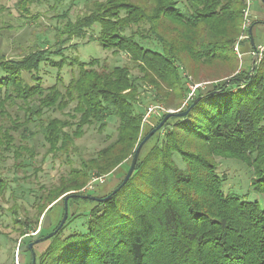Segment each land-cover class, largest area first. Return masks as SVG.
<instances>
[{
  "label": "trees",
  "instance_id": "1",
  "mask_svg": "<svg viewBox=\"0 0 264 264\" xmlns=\"http://www.w3.org/2000/svg\"><path fill=\"white\" fill-rule=\"evenodd\" d=\"M37 2L15 4L21 17L35 18ZM245 8L246 0H85L74 21L70 11L59 17L54 45L19 59L0 56V198L9 188L2 164L12 154L16 171L29 167L27 160L35 157L30 139L41 134L48 154L72 163L77 140L89 129L102 134L110 121L117 124L107 146L82 157L59 184L32 194L35 217L13 212L20 236L29 238L18 247L27 264V245L58 227L64 199L72 194L79 196L69 200L63 228L34 246L36 264H264V199L225 193L217 162L247 165L252 192L264 197V62L253 74L252 65L239 71L234 51ZM96 26L99 35L89 41L126 54L137 74L105 59L86 63L66 55L78 48L75 39H86ZM46 66L57 71L53 85L44 83ZM67 67L72 72L66 82ZM201 84L205 88L184 106L190 85ZM201 97L186 117L170 118L150 138L116 195L102 203L84 197L111 194L128 171L113 188L83 189L128 161L130 168L137 147L165 115L184 112ZM147 99L167 110L152 118L153 125L143 123Z\"/></svg>",
  "mask_w": 264,
  "mask_h": 264
},
{
  "label": "rangeland",
  "instance_id": "2",
  "mask_svg": "<svg viewBox=\"0 0 264 264\" xmlns=\"http://www.w3.org/2000/svg\"><path fill=\"white\" fill-rule=\"evenodd\" d=\"M84 2L85 0H40L31 8L35 18H24L21 17L15 4L16 0L1 1L0 56L5 55L8 59H19L36 48L54 45L56 43L54 35L57 29L62 26L59 17L70 11L69 18L74 21L78 15L83 14ZM251 21L252 24L257 22L253 27L254 41L256 43L264 42V0L253 1ZM99 31V26H96L88 31L86 39H75L72 44L77 43L78 48L76 50L69 49L66 55L68 57L75 56L81 62L86 63L92 59H105L112 66H130L133 73L137 74V69L133 68L130 58L126 54L115 55L111 51L104 50L99 41H89L91 36L97 37ZM151 47L156 48L152 45ZM240 49L243 57L239 58V71H248L253 57L251 39L241 42ZM71 72L69 67L62 71V77L66 82L70 79ZM42 76L46 86L53 85L56 83L57 71L46 66L42 71ZM200 88L204 89L205 86L201 84ZM149 104H151L149 99L143 102L144 107ZM10 111L15 117L16 110L13 108ZM46 114L62 117L59 112L54 111H48ZM159 116L161 115L156 117ZM156 120V118L151 119V125ZM116 125L115 120L110 121L108 129L102 134L95 128L89 129L83 138L77 140L78 152L70 155L72 163L68 161L69 157L61 155L54 157L48 154L41 134L28 142L29 146L35 149V157L27 160V163L30 164L29 167L16 171L13 156L10 154L8 160L2 164V176L8 181L9 188L5 196L0 198V264H27L29 259L28 255L22 257L18 252L19 244L28 241L29 238L20 236L18 225L14 223L13 212L18 208L19 216L22 219L26 217V211L31 217H35L37 204L32 194L39 191L40 186L51 188L59 184L62 176H68L72 166H79L82 157L90 158L107 146L116 138ZM217 162L219 163L218 173L224 179L225 193L246 195L250 201L264 199L263 196L252 192V171L247 165L237 160L222 158H218ZM129 163V161L124 163L113 175L107 176L103 183L97 182L94 189L97 185H104L103 187L106 189L117 186L128 171ZM180 166L184 167L182 164ZM94 189L86 191L83 189V191L90 192ZM34 230V227H30L27 232L33 233Z\"/></svg>",
  "mask_w": 264,
  "mask_h": 264
},
{
  "label": "water",
  "instance_id": "3",
  "mask_svg": "<svg viewBox=\"0 0 264 264\" xmlns=\"http://www.w3.org/2000/svg\"><path fill=\"white\" fill-rule=\"evenodd\" d=\"M250 39L252 41V45H253V50L256 51V45H255V41H254V37H253V27L250 29ZM259 64V55L258 54H254L253 57H252V62H251V65H252V68H251V73L253 74V72L255 71V69L257 68ZM252 78L254 77V75L251 76ZM230 83V80H227L226 81V85H229ZM202 99L201 98H198L192 105L191 107L184 111V112H168L165 117L163 118V120L152 130L148 133V135H146V137L142 140V142L139 144V146L137 147L135 153H134V156H133V159H132V162H131V165H130V168L124 178V180L122 181V183L116 188L114 189V191L109 194L108 196L106 197H103V198H100V197H92V196H84L85 198H88L92 201H96V202H106L108 200H110L114 195H116L126 184L127 182L129 181V179L131 178V176L133 175L134 171H135V167H136V164L138 162V159H139V156H140V153H141V150L142 148L144 147V145L150 140V138L157 132L159 131L164 125L165 123L172 117L176 116V117H179V118H183V117H186L189 113V111ZM79 195L77 194H72V195H69L67 197H65L64 199V215H63V218L60 222V224L58 225V227L50 232L49 234L43 236V237H40L38 239H36L35 241L29 243L27 245V248L28 250L30 251L31 253V264H36L37 263V256H36V252L34 250V246L36 244H40L42 242H45L51 238H53L62 228L63 226L65 225L67 219H68V215H69V200L71 198H75V197H78Z\"/></svg>",
  "mask_w": 264,
  "mask_h": 264
},
{
  "label": "built area",
  "instance_id": "4",
  "mask_svg": "<svg viewBox=\"0 0 264 264\" xmlns=\"http://www.w3.org/2000/svg\"><path fill=\"white\" fill-rule=\"evenodd\" d=\"M254 0H246V8L244 10V21L242 25V35L238 38L234 45V51L236 52L238 58L242 59L243 55L241 53L240 49V43L250 38V29L252 28V21H251V8L252 3ZM252 54H258L259 55V63L264 62V42L256 45V51L253 50ZM201 85H195L190 86L191 92L189 93L184 106L187 105V103L192 100L195 97V92L198 88H200ZM166 108L161 104H154L151 103L147 105L145 116L143 119L144 124L150 123L151 119L155 116L161 115L166 113ZM105 176L103 177H94L92 181L87 185V187L84 189V191L92 190L95 187V184L97 182L103 183L105 180ZM34 234V233H32Z\"/></svg>",
  "mask_w": 264,
  "mask_h": 264
},
{
  "label": "crops",
  "instance_id": "5",
  "mask_svg": "<svg viewBox=\"0 0 264 264\" xmlns=\"http://www.w3.org/2000/svg\"><path fill=\"white\" fill-rule=\"evenodd\" d=\"M260 43H262V41L261 42H258L257 44H260Z\"/></svg>",
  "mask_w": 264,
  "mask_h": 264
}]
</instances>
